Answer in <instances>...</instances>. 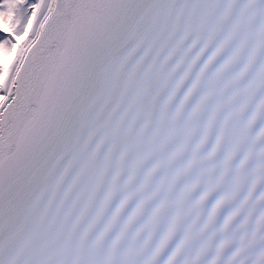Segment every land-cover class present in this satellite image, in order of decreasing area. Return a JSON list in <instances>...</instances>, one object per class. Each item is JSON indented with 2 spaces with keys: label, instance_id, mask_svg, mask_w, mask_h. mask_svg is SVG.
<instances>
[{
  "label": "snow or ice",
  "instance_id": "snow-or-ice-1",
  "mask_svg": "<svg viewBox=\"0 0 264 264\" xmlns=\"http://www.w3.org/2000/svg\"><path fill=\"white\" fill-rule=\"evenodd\" d=\"M0 264H264V0H0Z\"/></svg>",
  "mask_w": 264,
  "mask_h": 264
}]
</instances>
